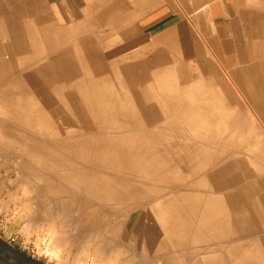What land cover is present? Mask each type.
<instances>
[{
    "label": "bare ground",
    "instance_id": "1",
    "mask_svg": "<svg viewBox=\"0 0 264 264\" xmlns=\"http://www.w3.org/2000/svg\"><path fill=\"white\" fill-rule=\"evenodd\" d=\"M91 1L87 0L88 3ZM161 1L171 6L174 4L173 0H128V3L126 0H113L115 7L105 15H100L103 24L99 22L97 25L99 29H104L102 32L105 34L106 28L110 29V39L107 43L103 42L104 49L94 31L90 30L95 25H86L88 30L80 29L86 14H82L79 21L70 22L62 10H52L46 15L42 10L29 13L20 3L11 6L0 0V156H6V162L15 163L18 169L30 177V188L37 196L34 203L38 207L43 203L48 205L45 211L39 210L34 219L46 220L50 233L55 230L51 235L52 247L49 245L52 251L61 244L69 220L65 219L68 222L62 223L63 228L54 229L57 227L56 217L50 211L55 201L69 203L75 200L77 203L74 204L78 205L73 207L80 208L81 214L80 218L72 221V225L75 224L71 231L74 236H81V242L89 246L92 240L88 235L93 230L112 227L108 218L113 212H120L121 215L130 212L129 218L126 217L113 228L115 234L116 231H122L129 241L135 236L134 230L141 227L143 208L148 207L161 222L164 232L162 239L157 242V250L173 248V252L180 253L161 254L164 264H259L264 256V239H252L251 236L252 231L264 229V190L260 189L262 180L258 177L241 184L235 181L241 180L237 176L232 183L231 170L238 172L242 169L243 160L235 156V160H232L229 153L225 155L217 151L221 149H217L220 142L224 145V151L229 146L233 147V138L226 135V140L221 139L223 132L219 134V126L213 127L211 120L217 118L216 108L220 106L219 109H224L231 100L228 95L232 91L231 84L220 77L222 70L214 67V61L209 56L212 67L204 73L200 71L195 80L198 84L203 83V88L200 90V87H196V96L188 98L208 103L198 105L189 100L192 112L188 114L191 125L207 128L201 133L185 134L179 129L182 120H177L176 126L169 131L167 123L171 121L170 115H163L171 103L185 99L179 98L184 95L175 93L172 87L178 81L170 76L176 69L170 68L174 62L154 71L146 70V62L140 56L145 54L150 43L132 52L126 53L124 49H119L109 53L115 45L120 44L121 37H132L133 29L142 31L134 20H140ZM210 1L192 0L185 9L190 14H196L194 29L181 13L179 21L157 33L151 42L165 44L169 37L173 43V33L184 31L180 45L197 59L201 60L206 44L212 51H218L215 38L220 34L222 36L224 30L216 24L218 17H214ZM105 4L109 5V0H105ZM203 18L206 25L201 23ZM86 20H91V16ZM215 25L219 31L214 28ZM234 26L236 30V21ZM254 31L258 32L257 29ZM233 36L237 50L229 48L227 39H224V50L220 51L218 57L222 59L223 71H231L234 82L239 84L252 109L251 112L245 110L235 118L228 116L231 119L229 122L225 120L227 126L239 125L233 134L239 136L238 144L244 148L241 138L251 145L253 140L260 137V127L255 124L254 116L264 123V40H255L253 35L248 39L239 31H235ZM192 42L193 46H190ZM173 45L176 47L178 44ZM156 49L160 51L162 48ZM223 51H228V54ZM116 53L122 54L114 57ZM197 69H200V64ZM179 77L182 88H188V83H193V76L187 72ZM154 85L157 88H153ZM153 90H158L162 96H152ZM227 91L228 94L225 93ZM163 96L170 103L157 107L151 105L153 98ZM233 99L236 106H240L239 98L233 96ZM58 108L66 113V117L52 126L53 113ZM237 113L240 112L237 110ZM204 134L206 137L202 136ZM210 137H213V141H210ZM161 139H165L163 143H160ZM250 150L253 153L252 160H259L261 153L264 155V140H257ZM202 159L213 163L212 169L204 175L213 182L215 188L194 189V185L187 182L183 186L170 184L171 189L165 190L168 183L177 182L176 178L183 177L172 174L176 167L185 164L187 172L196 175L202 167ZM248 162L251 164V161ZM109 166L125 171L119 172ZM182 171L181 174L185 175L184 169ZM167 177L172 179L162 184L165 187L161 188L150 181H163ZM227 198L230 200L225 202ZM151 199H159V203L153 205ZM113 200L124 201L127 206L122 209L120 205L107 204ZM200 200L206 202V207L201 210L199 217ZM237 224L241 225V232L238 230L235 233L232 225ZM236 234L239 235L234 238ZM204 236L216 245L210 247L209 244L206 247L208 249H201L207 255H203L205 258L202 259L194 248L187 247L190 239L201 240ZM100 240L94 249L95 257H98L96 264H120L112 261L115 257L105 258L104 239ZM186 248L188 250L184 251ZM254 249L257 250L256 254ZM87 252L84 250L88 256ZM83 257H77L79 264L86 262Z\"/></svg>",
    "mask_w": 264,
    "mask_h": 264
},
{
    "label": "rangeland",
    "instance_id": "2",
    "mask_svg": "<svg viewBox=\"0 0 264 264\" xmlns=\"http://www.w3.org/2000/svg\"><path fill=\"white\" fill-rule=\"evenodd\" d=\"M126 1L128 3V0H126ZM191 1L192 0H173V3H174L173 6H171V4L166 3L165 1L159 2L157 4V7H155V8H160L161 11L153 12L155 10V8H153L154 10L146 12L144 14L143 18H141L139 21H137V20H135L136 22L134 21V23H139L141 25L140 28L142 29V31H140L139 29H133L134 33H133L132 37H128V38L121 37L120 38V44L118 46L115 45V47L112 48L109 53L116 52V50L119 51V49H124L126 53L132 52V51L137 50V49L140 50L143 46H145L146 44L148 45L150 43L148 49L144 52L145 54H142L140 56V58L144 59L146 62V67H147L146 70L154 71V70L159 69L160 67L168 66V65H170V63L174 62V65L170 68H176V69H175V71H172L170 73V76L176 78L178 81L176 84H173L172 87L175 88V93H179V94L182 93L184 95L183 97H179V98H185V99L177 100V101L171 103L168 107L170 110L167 108L166 111H163V115H166V114L170 115L169 118L171 119V121L169 120L167 123V129L168 130L169 129L172 130L176 126L177 120H182V123L180 124L179 129L182 133H185V134L186 133L193 134L196 131H198L200 133L203 131H206L205 130L207 128L206 126H205L206 128H199L198 126L191 125L190 118H189L188 114L190 112H192V108L189 107L192 104L191 102H194L198 105H204V104H208V103H206L205 100H198V99H196V101L193 99H189V100H191V102H190L188 100V98L192 95L196 96V91H197L196 87H198V88L200 87V90H201V87L203 88V83H202V85L198 84V83H196L195 80L199 76L200 71L204 73L206 70H208L212 67L211 61L208 60V57L211 56L213 61H214V67L222 70L220 77L226 79V81H228V84L229 83L231 84L230 86H231V90H232V91H229V94H228V91L225 92L226 94H228L231 97V100L229 99V101H228V105L224 109H219L220 106L216 108V111H218L216 119H218V122L221 124H218V122H216L217 120L215 118H212L211 120H212V123L214 124L213 127L219 126L217 128L218 133L221 134L223 132L221 134L222 138L220 137L221 135L219 136L221 139L226 140V135H230L228 137L233 138L232 139V146L233 147L229 146L227 148V150L224 151V150H222L224 145L221 144L222 142H220V144H217V149H220V148L221 149L217 150V151H220L221 152L220 154L224 153L225 155L227 153H229L230 157H232L231 158L232 160H235L234 156L241 158L243 160L242 162L244 164L243 165L244 168L242 167V169H239L238 172H237V170H234V169L231 170L230 178H231L232 183L234 182V180L237 176L239 178H241V180H235V181H239L241 184L253 181L254 179L256 180L259 177V179L262 180V184H260V189L264 190L263 189V187H264V161H263L264 155L261 153L262 156L260 155L259 160H254V159L252 160L253 153L250 150L251 145H253L257 140L258 141L264 140V123H263V121L261 119H259L256 115L254 116L255 124L258 125V127H260L262 129V130H260V128H258V130L260 131V135H259L260 137L257 140H253L252 141L253 143L251 145L250 144L247 145L246 144L247 141H245V139L241 138L243 144L245 145L244 148H241L240 145L238 144L239 143L238 142L239 136L236 137L237 134H233V132H235L238 129L239 125L237 124L238 126H236L235 124H231L232 127H231V125L230 126L228 125L229 126L228 127L225 123L227 120H228L227 122H229V120H231L228 116L235 118L236 116L245 112V110H248L249 112L252 111L251 107L249 106V103L246 101L245 97L243 96V93L239 87V84L237 85L234 82L235 80H234V77L232 76L233 74L229 70L223 71L222 66H221L222 59H220L218 57L219 55H221L220 51L224 50V49H222L223 48L222 42L224 39H227V41L229 43V48L233 47L234 51L237 50L236 39L233 36V34L235 31L236 32L239 31L240 33L244 34L245 28L240 26L235 30V28H233L230 24V19L233 15L237 16L239 13L236 11H232L231 13L226 12L224 14V16L222 15V16L218 17L219 20H218V23H216V24L219 26L218 27L219 29H221L222 31L224 30V34L222 36L220 34L215 38V43L218 44L219 50L218 51H212L210 46H208L205 42L206 45H204L201 60L197 59L195 56H193V54L189 53V51H187L186 48H184L183 46L180 45V43L182 41L181 38H183L182 36L184 35V31H183V33H180V32L179 33H173V36L175 37V38L173 37V40H174L173 43L170 41L169 37H168L169 42L167 41V42H165V44L156 45V43L151 42L153 39L155 40V35L157 33H160L163 29H165L167 26L171 25L172 23L174 24L175 22L179 21V19L181 18V13L183 14L182 15L183 19L187 20L188 23L191 22L192 28L194 27V24L197 21V19L195 17L196 14L195 13L190 14L187 11H185V9L188 7V4H191ZM250 1L253 2V4L254 3L258 4L257 5L258 11L256 10L257 12L255 15L258 17V19L256 17L255 18L257 19L258 23L260 24L257 28L252 26L251 35H253L255 40L263 41L264 40V28H262V27H264V24H262V23H264L263 22L264 21V12H262V11H264V8L262 7V5H264V4H261L259 6V4L263 2V0H262V2L260 0L259 1L258 0H254V1L250 0ZM109 3H110L109 5H106L105 0H92L90 3L86 2V6L83 7V12H78V11H73V10L71 11L72 14H74V12H75L79 16L82 14H86V16L84 18L82 17L83 21H81L82 27H80V29L88 30L89 27H87L86 25H88V24L95 25L90 30L94 31V34L97 37V38L96 37L95 38L98 41H100V43H102L101 46L104 49H105V45L103 44V42L107 43L108 40L110 39L108 37L110 29L106 28L107 31L105 34V32H102L104 29H99V27H97V25L99 24V22L101 24H103L102 21H100L101 20L100 18H102L100 15H105L107 11L110 12L109 10L115 7L116 3L113 2V0H109ZM236 5H238L237 2H236ZM175 8H177L178 10L175 11ZM66 9H67V6H66ZM84 11H86V13H84ZM41 12L44 15H46V11H41ZM62 12L64 13V15H66V18H67V16H70V17H68L69 19L67 18V20H69L70 22L71 21L74 22V21L80 19L77 17L76 18L72 17V14L69 13L67 10L62 11ZM219 12H220V14H222L221 11H219ZM109 14L110 13H108V15ZM151 15L153 17H155V16L156 17L159 16V17L156 20L151 19V21L149 22L150 24L145 23L146 26L143 25V23H144L143 19L147 18L148 16L151 17ZM89 16H91V20H86L87 18H89ZM201 23L206 25V21L204 18L201 19ZM214 28L215 29L217 28L216 25L214 26ZM254 29H257L258 30L257 33L260 35H258L254 31ZM216 30H218V29H216ZM255 33H256V35H255ZM173 44H178V45L176 47H174ZM190 46H193V42H192V44H190ZM159 47L162 48L161 49L162 52H161V50L156 51L157 50L156 48H159ZM172 48H174V49H172ZM229 48H228V50H229ZM170 49H171V51H170ZM159 52H160V54L163 53V55H160ZM223 52H227L226 54H228V51H223ZM121 54L122 53H119V54L116 53L114 57L120 56ZM158 54L160 56H158ZM176 54H178V55H176ZM212 55H214V56H212ZM158 57L160 59H158ZM199 64H200V69H197ZM218 64H220V65H218ZM183 72H187L188 74L193 76L192 77L193 83L192 84L188 83V85H187L188 88H182V85L179 83V79H181V77H179V76ZM137 86H141V85L137 84ZM153 88H157L156 85H154ZM152 93H153L152 96L160 95L158 90L156 92H154V90H153ZM168 94H170V93H168ZM168 94H166V95H168ZM160 96H162V95H160ZM233 96H235L236 98H239L240 106L239 105L236 106V102L234 101V99L232 100ZM153 99L154 100L151 103L152 106H156V105L160 106V105H163L166 103H170L169 101H167V99L164 96H163V98L159 97V98H153ZM219 110L221 112H219ZM237 110L240 113H237ZM58 112H60V113H58ZM178 115H180V116H178ZM176 116H178V118H174ZM64 117H66V113L62 109H59V108L56 109L55 113H53L54 125L52 124V126H55L58 121L64 120ZM219 118H221V119H219ZM193 119H195V118H193ZM220 125H222V126H220ZM191 126H192V128H191ZM49 128H50V130H52L51 126ZM202 136L206 137L205 134ZM213 137H215V136H213ZM213 137L209 138L210 141H213ZM164 140L165 139H161L160 143H163ZM203 140L208 141L206 139H203ZM244 141H245V143H244ZM246 148H248V149L246 150ZM235 154H238V155H235ZM228 156L226 158H228ZM6 159H7L6 156H3V155L0 156V235L5 237L6 239L10 240L11 242H13L16 246L23 249L24 251H26L30 255L44 259V260L49 261L53 264H79L77 259L79 257H83V255L87 256V254L84 253V250H87L89 253L87 252L88 253L87 257H83V258H85V261H86L83 264H96L98 261V257H95L96 255H95L94 249H95V245L99 242V240L101 238L104 239V244L106 247V250L104 252L105 258L110 259L112 257L113 258L115 257L112 261L118 262L120 264H164V260H162L160 258L161 254H164V252L165 253L169 252V253H173V254H180L178 252H173V250H172L173 248H168L165 250H157V248H158L157 242L162 239V237L164 236V232L161 228V226H162L161 222L157 219L155 214H153L151 212L150 208H148V207L143 208L144 212L142 214V218L140 219L141 227L139 230H134V233H135L134 237L132 236V238L129 239V236H128L129 241L126 240V235L123 234L122 231L121 232L118 231L121 235L120 237H119V233L117 231H116V234L118 237L113 232V228L120 221H123V219L126 220V217L129 218L130 212L126 211V212H124L123 215H121L120 212H118L116 214H114V212H113V214L110 215V217L108 218L109 219L108 221L110 222L112 227L108 226V229L106 228L103 230L102 229L101 230H98V229L93 230L92 233L90 235H88L89 238L92 240L91 241L92 245L90 244V246H89V245H87V243L85 244L83 241L81 242V238H80L81 236L80 237H79V235L74 236L73 231H71L72 229H74V224H75L74 223L72 225V223L74 222L73 220H75V218L76 219L80 218V214H81L80 208L73 207V205L74 206L78 205V204H74V203H77V201H75V200L69 201V203L66 201L64 202V200L59 201V203H57V201H55L54 208H53V210L51 209V211H50L51 215H54V217H56L55 223H56L57 227H55L54 229L63 228L62 223L68 222V221H65V219L69 220L68 224H66V226L64 228V232L62 234L63 235L62 236V242H60L61 244L58 245L59 247L57 246V248H55L54 251H52L51 250L52 248H50V246L52 247V243H51V239H52L51 237L52 236L51 235L55 232V230H53V231L51 230V233H50L49 228H48V223L46 220L44 221V219H34L35 215L39 212V210L45 211L46 208L48 207V205H46V203L42 202L43 204L38 207V205H36L34 203L37 196H36L35 192L33 190H31V188H30L32 186L30 177L28 178V175L26 173H24L23 171L18 169V167L15 163L10 162V161L6 162ZM202 161H203L202 167L200 168V171H198V173L196 175L188 173L187 170L185 169V168H187V166H185V164H183L180 168L176 167L174 169V171L172 172V174L176 177H178V175L183 176L182 178H176L175 180L177 182L173 181V182H170L167 184V182H169L170 179H172V177H170V178L167 177L166 179H163V181L160 179H159V181H156L154 179H151L150 181L159 188L165 187L162 184L166 183L167 187H165V190L171 189V186H169L170 184L171 185L175 184L177 186H183L187 182L192 183L194 185L193 186L194 189H199V188L202 189L205 187V188H207V190H210L214 186V184L210 179H208L207 176L204 175V173L206 171L212 169L213 163L207 161V159H202ZM248 161H251V164ZM103 165L108 166L106 164H103ZM109 167H111V168H113L119 172L125 171V170H119L121 168L118 169V167L117 168L112 167V166H109ZM183 169H184V172L186 173L185 175H183L184 173L181 174V172H183L182 171ZM248 170H253L254 172L252 173V171L249 172ZM254 173H255V175H254ZM137 176H139V174ZM194 176L197 178H195ZM240 176H242V177H240ZM193 180H194V182H193ZM158 182H160V184H155ZM213 188H215V187H213ZM232 188L233 189L236 188V185ZM232 188H230V189L232 190ZM152 199H151V202L153 203V205H157L159 203V199H155V200H152ZM228 200H230V199L229 198L225 199V202H228ZM113 201L111 202V204L110 203H107V204H109L110 206H113V205L119 206L120 205V207L122 209L124 206H127V205H125L126 203H124V201L123 202L122 201L118 202V200H113ZM228 204L229 203H227L226 205H228ZM230 204L232 206V202H230ZM5 205H8V206L5 207ZM71 207H73V208L71 209ZM205 207H206V202L200 200V204L198 207V211L200 212L199 217L201 216V212L204 210ZM208 207L209 206H207L206 210L208 209ZM138 218H140V217L138 216ZM33 219L36 220V222H34ZM196 223H197V217L195 220V224ZM28 225H29V227L27 228ZM18 226H21V227L17 231L16 228ZM232 226H233L232 227L233 232L237 233L238 230H239L238 232H241V225L237 224V225H232ZM69 229H70V233L68 232ZM149 229H153V231H151ZM14 231H17V232H14ZM238 235L239 234L233 235V237L235 238ZM115 236H116V238H115ZM251 238L252 239L257 238L258 240L264 239V229H261L258 231L257 230L252 231ZM190 240H189L190 244L188 245L187 248H189V249L194 248L196 253L199 254L198 257L202 258V259H204L207 255H206V252L203 253L201 251V249L205 250V248L209 244H210V247H213L216 245L215 243H212L211 240H209V238H207V236H204L201 240H196V238H192ZM129 244H131V245H129ZM63 245H65V246L63 247ZM84 248H86V249H84ZM187 248L184 251H187L188 250ZM206 249H208V248H206ZM255 250L256 249H254L253 252H255V254H256L257 250L256 251ZM117 252H118V254H117ZM59 255H61V256H59ZM203 255H205V257H203ZM117 259H118V261H117ZM261 259L259 260V262L261 261L260 263L264 264V256H263V260H261Z\"/></svg>",
    "mask_w": 264,
    "mask_h": 264
},
{
    "label": "crops",
    "instance_id": "3",
    "mask_svg": "<svg viewBox=\"0 0 264 264\" xmlns=\"http://www.w3.org/2000/svg\"><path fill=\"white\" fill-rule=\"evenodd\" d=\"M46 1L49 2L46 4ZM254 1V0H253ZM259 1V0H258ZM262 1V0H260ZM2 3L4 2H8L11 6H16L17 4H21L24 9L31 13L33 11H46V12H53L55 10H62V11H68L69 13H71V11H78V12H83V7L86 6V2L87 0H1ZM236 2L238 3V5H236ZM23 3V4H22ZM8 4V5H9ZM261 4H264V0L262 3L259 4V6ZM210 5L213 6V8L211 7V10H213L214 12V17L217 18V17H220V16H224V14L226 12L228 13H231L232 11H236L238 12L239 14L237 16L233 15L230 19V24L233 28H235V21L237 22V25L238 27L241 26V27H244L245 28V32L244 34L246 35V37L249 39V36L251 35V29H252V26L253 27H258L260 24L258 23L257 19L258 17L255 16L256 15V12L258 11L257 10V5L256 3L253 4V2H251L250 0H211L210 1ZM28 8H27V7ZM59 6V7H58ZM66 6H67V9H66ZM215 6V7H214ZM219 6V7H218ZM49 8V10L47 11V9ZM157 7V6H155ZM154 7V8H155ZM262 7L264 8V5H262ZM31 8V9H30ZM43 8V9H42ZM45 8V9H44ZM33 9V10H32ZM51 10V11H50ZM53 10V11H52ZM154 10L153 8L148 10L147 12L149 11H152ZM257 10V11H256ZM156 11H161L160 8H155V10L153 12H156ZM217 11V12H216ZM222 14H220V12ZM212 12V11H211ZM219 12V13H218ZM260 12V11H259ZM264 12V11H262ZM261 12V13H262ZM72 14V13H71ZM82 16V15H80ZM79 15H77L75 12L74 14H72V17H77V18H80ZM144 16V15H143ZM143 16L141 18H143ZM70 17V16H67V18ZM152 17V18H151ZM151 17H147V18H144L143 19V25L146 26V24H150L149 22L152 20H156L158 17H153L151 15ZM257 19H256V18ZM140 18V19H141ZM69 19V18H68ZM239 19V20H238ZM136 20V19H135ZM134 20V21H135ZM219 20V19H218ZM238 20V21H237ZM139 21V20H137ZM148 22V23H147ZM264 22V21H263ZM146 23V24H145ZM139 24V23H138ZM264 24V23H262ZM139 26H141L139 24ZM262 34V33H261ZM260 35V34H259ZM21 226H18L16 229L18 231V229L20 228ZM17 231H14V232H17Z\"/></svg>",
    "mask_w": 264,
    "mask_h": 264
},
{
    "label": "water",
    "instance_id": "4",
    "mask_svg": "<svg viewBox=\"0 0 264 264\" xmlns=\"http://www.w3.org/2000/svg\"><path fill=\"white\" fill-rule=\"evenodd\" d=\"M0 264H53L30 255L13 242L0 235Z\"/></svg>",
    "mask_w": 264,
    "mask_h": 264
}]
</instances>
